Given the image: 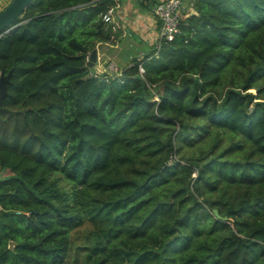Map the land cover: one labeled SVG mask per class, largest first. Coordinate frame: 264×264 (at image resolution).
Segmentation results:
<instances>
[{
    "label": "trees",
    "instance_id": "1",
    "mask_svg": "<svg viewBox=\"0 0 264 264\" xmlns=\"http://www.w3.org/2000/svg\"><path fill=\"white\" fill-rule=\"evenodd\" d=\"M189 2L119 73L86 64L113 0L0 35V264H66L81 227L83 264H264V0Z\"/></svg>",
    "mask_w": 264,
    "mask_h": 264
},
{
    "label": "rangeland",
    "instance_id": "2",
    "mask_svg": "<svg viewBox=\"0 0 264 264\" xmlns=\"http://www.w3.org/2000/svg\"><path fill=\"white\" fill-rule=\"evenodd\" d=\"M8 1L9 0H0V9L3 6H5ZM113 1H114V3H118L120 6V0H113ZM183 2H185L187 5H191L189 0H183ZM145 7H147V6L145 5ZM117 9L114 13V18H115V20L118 21L119 20L117 18L118 15L116 14ZM139 10L141 12H143V11H145V8L140 7ZM130 16L135 17L136 15H134V13H132ZM120 21H121V19H120ZM117 26L121 27V25H117ZM115 28H116V25H115ZM114 30H116V32H118L117 35H112L110 37V39L106 42L105 41L96 42L97 60L101 61L102 63L104 61V63H106L105 65H108L110 69L114 70V68H115L114 64L115 63L109 62V61L114 60V61H118V62H123L130 55H133V54L136 55V53H138V51H140L141 49L146 50V49H149L151 47L149 45V43H147L146 40L143 37H141L137 31H131L132 34H131V32H129V33L126 32L128 37L121 35L122 38H120V34L123 33L122 30L117 29V28ZM129 41L131 42L132 45H128ZM117 43H118V45H117ZM98 49H100V51H99L100 53L98 52ZM146 51H148V50H146ZM110 56H111V58H110ZM117 65H119V63ZM112 73H114V72L112 71ZM194 174L195 173H193V175ZM0 176L3 177L5 175L0 174ZM85 230L86 229H83V227H81L75 232V235L73 237V245L71 246L72 248H71V251L69 252V256H68V260H67L66 264H83L82 256L84 253L83 252L84 249L82 250L81 248H79L78 245H82L84 243ZM77 246H78V248H77Z\"/></svg>",
    "mask_w": 264,
    "mask_h": 264
},
{
    "label": "crops",
    "instance_id": "3",
    "mask_svg": "<svg viewBox=\"0 0 264 264\" xmlns=\"http://www.w3.org/2000/svg\"><path fill=\"white\" fill-rule=\"evenodd\" d=\"M140 1L141 0H120V6L116 12V14L118 15L117 18L119 20L117 21L114 18L115 24L114 23H111V24H112V26L116 25L117 29L122 30L123 33L120 34V38H122V36L128 37L127 33L131 32V31H137L139 33V35L141 37H143L147 43H149L150 46H153V38L155 36V33H157V31H158V24L156 23V17H155L154 11H153V4H156L159 0H155V2H153V3L151 2L152 3L151 7L143 6L144 5L143 2H140ZM186 6H187V4H186ZM140 7L145 8V11L141 12L139 10ZM132 13H134V15H136V16L135 17L130 16ZM120 19H121V21H120ZM117 25H121V27H118ZM116 28L114 27V29H116ZM131 34H132V32H131ZM117 45H118V43H117ZM128 45H132L130 41H129ZM146 50H149V49H146ZM146 50L141 49L136 54H139V55L143 54L146 52ZM99 51H100V49H98V52ZM133 55H130L123 62H118V61H114V60H111L109 62L115 63V65L121 70L123 67L127 66L130 63L129 59ZM110 58H111V56H110ZM118 63H119V65H117ZM105 64L106 63H104V61H103V63L101 61H96V63L94 64L95 71L97 73H101L102 70L108 71V68H107L108 65H105Z\"/></svg>",
    "mask_w": 264,
    "mask_h": 264
},
{
    "label": "built area",
    "instance_id": "4",
    "mask_svg": "<svg viewBox=\"0 0 264 264\" xmlns=\"http://www.w3.org/2000/svg\"><path fill=\"white\" fill-rule=\"evenodd\" d=\"M117 8H119L118 3L112 4L102 13V19L106 23H114V13ZM153 11L156 17V23L158 24V31L153 38V45L159 49L161 41H171L174 38L179 30L181 19L193 11V9L190 5L186 6L183 0H159L156 4H153ZM114 66V70L110 69L109 66L108 69L114 73H119L121 70L115 64ZM139 70L140 72L143 71L141 65L139 66Z\"/></svg>",
    "mask_w": 264,
    "mask_h": 264
},
{
    "label": "water",
    "instance_id": "5",
    "mask_svg": "<svg viewBox=\"0 0 264 264\" xmlns=\"http://www.w3.org/2000/svg\"><path fill=\"white\" fill-rule=\"evenodd\" d=\"M31 1L32 0H9L6 5L0 9V35L9 30L11 26L15 25V20L22 15L23 11ZM96 61L97 48L94 46L88 55L86 63L87 66H89L91 73L95 72L94 64ZM10 76L11 70L8 72H0V100H2L7 93V85L10 81ZM212 211L215 216H221L217 208H213ZM223 218L226 219V216Z\"/></svg>",
    "mask_w": 264,
    "mask_h": 264
},
{
    "label": "clouds",
    "instance_id": "6",
    "mask_svg": "<svg viewBox=\"0 0 264 264\" xmlns=\"http://www.w3.org/2000/svg\"><path fill=\"white\" fill-rule=\"evenodd\" d=\"M114 29V28H113ZM98 61V60H97ZM108 68V67H107ZM109 70V69H108ZM111 71V70H110ZM112 72V71H111Z\"/></svg>",
    "mask_w": 264,
    "mask_h": 264
}]
</instances>
